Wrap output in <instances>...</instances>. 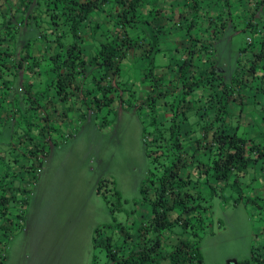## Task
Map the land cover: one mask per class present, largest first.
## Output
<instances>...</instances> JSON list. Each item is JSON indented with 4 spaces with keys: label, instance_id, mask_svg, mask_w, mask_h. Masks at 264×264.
<instances>
[{
    "label": "rangeland",
    "instance_id": "rangeland-1",
    "mask_svg": "<svg viewBox=\"0 0 264 264\" xmlns=\"http://www.w3.org/2000/svg\"><path fill=\"white\" fill-rule=\"evenodd\" d=\"M43 6L41 0H0V18L10 26L0 25V50L10 53L0 57V155L4 160L0 159V175L7 169L0 187H29L24 170L26 159H41L27 202L6 204L8 214L22 213L24 218L21 228L13 222L6 233L0 229V255L4 256L3 264H90L96 252L91 241L96 225L123 224L132 234L150 215L149 204L138 192L149 167L140 135V116L144 122L151 117L142 101L150 89L144 79L147 57L154 64L153 73H162L163 83L157 88L164 91V96H156L155 118L165 126L170 112L168 103L179 87L176 67L193 48V75L198 84L186 96L190 97L191 110L177 116L185 129L183 142L187 149L192 139L203 133L209 138L214 128L255 133L259 144L264 143V116L259 117L264 114V96L254 103L247 98L244 109L248 110L241 113L233 102L230 109L210 122L221 91L214 78H208L213 73L207 71L211 64L228 83L237 68L246 85L257 84V77L246 75V68L264 28V0H157L155 4H140L135 17L150 19L156 15L153 8L159 7L161 26L156 29L155 23L156 33L150 37L142 36L140 23L129 30L143 40L121 61L113 100L95 113L86 106V91L93 85L92 66L76 75L79 90L67 99H58L51 87L44 89L49 56L57 50L54 35L62 32L63 42L70 41V36L64 34L62 24L52 28L47 12H41ZM115 11L116 6L107 2L92 12L94 25L90 21L80 26V45L85 56L94 53L98 42L110 33ZM24 89L36 97L35 101L25 99ZM30 104L33 107L26 111ZM138 105L146 109L141 110ZM27 127L30 141L19 143L18 149L12 142ZM33 142L36 148L42 145L47 149L45 156L33 151ZM196 154L202 161L208 157L207 151ZM187 170L193 181L191 189L207 206L205 223L197 229L202 264H229L248 256L250 248L264 256V158L250 164L238 178L237 203L231 200L237 194L229 187L222 192L230 198L222 201L210 195L215 182L209 175L193 165ZM99 178L111 179L109 188L117 189L125 201L117 203L108 194L107 205L95 192ZM110 229L99 227L96 238L110 232L112 243L122 244L120 251L125 252L132 240L123 243L117 227ZM177 232L176 226L164 230V243L173 242ZM98 254L96 264H111ZM158 264L168 263L162 259Z\"/></svg>",
    "mask_w": 264,
    "mask_h": 264
},
{
    "label": "trees",
    "instance_id": "trees-1",
    "mask_svg": "<svg viewBox=\"0 0 264 264\" xmlns=\"http://www.w3.org/2000/svg\"><path fill=\"white\" fill-rule=\"evenodd\" d=\"M41 1L44 5L41 12L42 10L47 12L52 28L55 29L62 24L65 28L64 34L70 36V41L63 42L60 37L62 32H57L54 35L53 41L57 50L49 56L50 63L46 69L48 74L44 81V89L51 87L58 99H67L69 95L79 90L75 83L76 75L83 73L86 66H92L95 68L90 76L93 85L92 89L86 91V106L94 113L102 107H108V104L113 100L114 93H116L115 77L120 70L121 61L125 58L127 51H132V49L140 46L143 40L142 37L140 39L130 34L129 30L140 23L142 36L148 35L150 37L156 33L154 24L156 23V29L161 26L162 16L159 7L153 8L152 12L156 15H151L150 19L136 18V9L142 3L150 1L155 4L157 0ZM107 2L116 6L114 20L111 23L112 30L105 39L98 42L94 53L85 56L80 45L82 40L80 26L89 24L92 12L100 9ZM193 2L195 3V1ZM179 13L181 14V12ZM92 24L94 25L95 21ZM0 25L10 27L7 20L4 21L2 18H0ZM192 50L193 48H189V54L184 55L176 67V83L178 82L179 87L168 103L170 112L165 126H162L155 118L156 96H164V91L157 88L163 83L162 73L156 75L153 73L154 64L151 57H147L148 65L144 79L150 84V89L142 101L144 107L148 108L151 117L149 121L144 122L140 116V135L149 167L146 170L145 178L138 186V192L141 198L149 204L150 215L136 227L132 234L125 230L123 224L104 223L96 225L91 236L92 248L96 252L92 254L90 264H96L97 253H99L100 258L102 254L103 261H111V264H158L162 259H166L168 264H202V255L199 249L200 236L197 229L205 223L203 219L206 216L207 206L201 203L197 192L191 189L193 181L187 168L193 165L214 180L215 183L212 186L215 188H210L211 196L226 201L230 195L224 194L222 190L229 187L236 192L237 195L232 196L231 200L237 203L240 198L238 178L244 174L245 169L250 164L264 158V143L259 144L256 140V134L238 133L235 129L230 131L214 128L211 130L209 138L203 133L202 137L192 139L187 149V143L183 142L185 129L180 126L177 116L179 113L191 110L190 97L186 96L192 87L198 84V78L196 79L193 75ZM0 54L1 57L10 53L0 50ZM147 56H151V54ZM238 60L237 57L236 66ZM236 69L228 83H225L220 73L214 71L211 64L207 68L210 74L213 73L208 78H214L216 83L220 85L221 91L216 99L217 108L214 111V117L210 122L217 120L221 113L230 109L233 102L237 104L238 113H241L247 104V98L252 99L254 103L258 102L259 96H264V28L260 33L259 46L251 52V58L246 68V75H255L257 84L254 87H251L250 84L246 85L245 79ZM250 88L252 90L249 93ZM25 89V99H29L30 103L35 101L36 97L29 96L26 93L28 89ZM31 106V104L26 105L25 110L28 111L33 107ZM138 107H141V110L146 109L142 105H138ZM261 108L263 110L264 106L261 105ZM260 115V118L264 116L262 113ZM146 126L151 127V130H147ZM202 126L204 128V125ZM145 136L147 137L144 138ZM30 138L27 127L22 136L18 135L14 138L12 144L19 149V143L25 142L26 139L30 141ZM24 145L28 149L27 145ZM36 146L35 143L33 151L35 150L36 153L38 150L37 152L45 156L47 149L44 150L42 145L38 148ZM28 151L25 153L26 157H28ZM199 151L200 153L207 151L208 157L205 161L196 157L195 152L198 153ZM0 159L2 160V155H0ZM2 161L4 162V160ZM5 162L7 163V161ZM40 164L41 159H37V157L26 159L24 170L27 172L26 183L30 184L29 187H0V229L4 233L9 230V226L13 222L18 228L23 226L21 221L24 216L22 213L11 216L8 214L6 204L13 205L20 202L24 205L27 202L31 183L35 181V172ZM6 170H3L0 175V185ZM110 183L112 184V180L109 178H99L95 192L100 194L107 205L109 199L106 198V195L108 194L114 196L117 203L121 200L125 201V199H121L117 189L113 186L109 188ZM106 190L108 192H105ZM108 209L111 212L112 206H109ZM12 217L14 219H11ZM113 226L117 227L116 232L121 236L123 243L132 240V243L128 242V248L125 252L120 251L122 244L115 245L112 243L110 232L100 239L96 238L99 227L113 229ZM174 226L178 228L176 238L170 244H165L163 231L171 230ZM3 260L4 256L0 255V264L3 263ZM229 264H264V256L250 248L248 256Z\"/></svg>",
    "mask_w": 264,
    "mask_h": 264
},
{
    "label": "crops",
    "instance_id": "crops-1",
    "mask_svg": "<svg viewBox=\"0 0 264 264\" xmlns=\"http://www.w3.org/2000/svg\"><path fill=\"white\" fill-rule=\"evenodd\" d=\"M243 109H244V108H243ZM243 109H242V110H243ZM245 110H248V109H244L243 111H245ZM2 264H3V263H2Z\"/></svg>",
    "mask_w": 264,
    "mask_h": 264
}]
</instances>
